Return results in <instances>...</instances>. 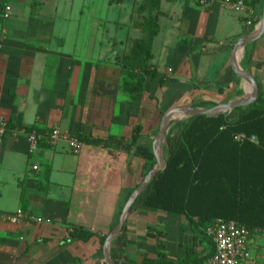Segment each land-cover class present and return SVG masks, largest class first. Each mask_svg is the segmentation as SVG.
Wrapping results in <instances>:
<instances>
[{"label": "crops", "instance_id": "1", "mask_svg": "<svg viewBox=\"0 0 264 264\" xmlns=\"http://www.w3.org/2000/svg\"><path fill=\"white\" fill-rule=\"evenodd\" d=\"M1 1L13 12L0 17V118L10 128L39 133L58 126L82 145L76 152L66 141L42 138L32 150L25 133L4 135L0 214L22 209L24 217L20 223L0 218V264H106L102 236L144 179L145 160L135 151L139 145L153 150L163 115L250 94L231 54L239 39L256 32L264 0L243 10L226 0H161L151 59L156 73L144 76L137 99L123 90L121 59L145 36L150 11L139 7L146 0H107L104 10L98 0ZM237 60L261 97L264 33ZM28 215L42 220L30 222ZM126 222V253L134 264L145 257L182 260L196 235L187 215L165 210L137 208ZM79 226L93 235H72ZM254 234L247 264H264V231ZM212 257L204 262L212 264Z\"/></svg>", "mask_w": 264, "mask_h": 264}, {"label": "trees", "instance_id": "2", "mask_svg": "<svg viewBox=\"0 0 264 264\" xmlns=\"http://www.w3.org/2000/svg\"><path fill=\"white\" fill-rule=\"evenodd\" d=\"M160 1L146 0L139 7L141 11H150L146 15L145 36L136 39L131 52L121 59L123 90L132 99L139 97L144 76L156 73L151 59L153 41L159 32ZM260 1L244 0L251 6ZM238 134H245L247 138L239 141ZM254 135L256 141L250 139ZM135 154L145 160V177L156 166L155 153L139 145ZM163 154L166 166L139 194L129 212L144 208L185 214L196 235L193 243L187 245L184 259L145 257L142 264H202L216 250L208 230L217 218L238 221L247 227L250 235L264 231V93L252 104L230 111L170 121ZM134 190L128 192L126 202ZM123 207L111 231L117 226ZM126 231L125 221L114 242L119 248L111 250L113 264H134L129 262L126 253ZM72 235L88 239L93 232L79 226ZM106 238L107 235L102 236L103 243ZM201 245L204 249L198 251Z\"/></svg>", "mask_w": 264, "mask_h": 264}, {"label": "built area", "instance_id": "3", "mask_svg": "<svg viewBox=\"0 0 264 264\" xmlns=\"http://www.w3.org/2000/svg\"><path fill=\"white\" fill-rule=\"evenodd\" d=\"M203 5H211L214 0H199ZM227 4L236 10L247 9L244 0H226ZM249 8V7H248ZM13 6L9 2L0 0V17L9 18L12 15ZM251 24V22H248ZM1 47V44H0ZM10 131L13 136H18L25 133L28 136L30 148L34 150L42 138H46L50 143L58 141H66L74 151L81 149L82 140L77 135H72L66 131H62L58 126H54L46 133H39L36 130L27 131L21 128H10L8 122L0 118V141L4 135ZM247 138L245 134L236 135V139L243 141ZM251 140L256 141V136H251ZM37 168V166H35ZM24 213L19 209L15 214L1 215L0 218L20 223ZM28 221H41V217L34 215L27 216ZM209 233L213 235L216 250L212 257V264H247L249 259V238L250 233L247 227L236 220H227L224 218H217L214 225L209 228Z\"/></svg>", "mask_w": 264, "mask_h": 264}, {"label": "water", "instance_id": "4", "mask_svg": "<svg viewBox=\"0 0 264 264\" xmlns=\"http://www.w3.org/2000/svg\"><path fill=\"white\" fill-rule=\"evenodd\" d=\"M263 33H264V3H263L262 18L259 22L256 32L250 36L239 39L237 43L234 45V48L231 54V63H232L233 69L240 77L245 79L247 83L250 85V94L248 96L235 100V101L219 103L211 107H193L191 105H182V106H178L173 109H170L163 115L157 137L153 144V152L155 153V156H156V166L151 171H149V173L144 177L142 182L137 186V188L131 194V196L129 197V199L127 200L126 204L123 207V210H122L117 226L107 236L105 243H104V255H105L106 264H113L110 250L115 240L117 239V237L119 236V234L121 233L123 229V226L126 221V217L132 205L136 201L139 194L149 184V182L167 164L166 157L163 154L162 145L164 143L166 133L168 131V124L170 123V121L175 120L177 118L186 119L188 117H193L196 115H202V114L211 115V114H216L218 112H223V111H228V110L230 111L238 106L252 104L259 98L260 92H259L258 84L255 78L249 72L241 69L238 66L237 59H238L240 52L243 51L245 46L257 40Z\"/></svg>", "mask_w": 264, "mask_h": 264}, {"label": "rangeland", "instance_id": "5", "mask_svg": "<svg viewBox=\"0 0 264 264\" xmlns=\"http://www.w3.org/2000/svg\"><path fill=\"white\" fill-rule=\"evenodd\" d=\"M97 4H98V10H104L106 7H105V5L107 4V0H98V2H97ZM87 12V11H86ZM111 13H112V11H110V15H111ZM98 14H99V12H98ZM181 120V119H180ZM257 232V231H256ZM252 236L253 237H255L256 236V234H252ZM204 264H210L208 261H206V262H204Z\"/></svg>", "mask_w": 264, "mask_h": 264}, {"label": "bare ground", "instance_id": "6", "mask_svg": "<svg viewBox=\"0 0 264 264\" xmlns=\"http://www.w3.org/2000/svg\"><path fill=\"white\" fill-rule=\"evenodd\" d=\"M162 148H163V145H162Z\"/></svg>", "mask_w": 264, "mask_h": 264}]
</instances>
